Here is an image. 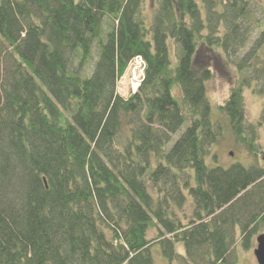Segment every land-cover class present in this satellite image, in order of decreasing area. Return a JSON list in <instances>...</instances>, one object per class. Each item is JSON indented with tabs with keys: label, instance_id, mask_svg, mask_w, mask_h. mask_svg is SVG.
Returning <instances> with one entry per match:
<instances>
[{
	"label": "trees",
	"instance_id": "16d2710c",
	"mask_svg": "<svg viewBox=\"0 0 264 264\" xmlns=\"http://www.w3.org/2000/svg\"><path fill=\"white\" fill-rule=\"evenodd\" d=\"M260 11L0 0V264H236L237 245L248 251L264 227V108L247 124L242 94H264ZM218 50L240 80L212 106L210 65L195 66ZM135 58L143 78L123 97ZM227 135L249 166L207 164Z\"/></svg>",
	"mask_w": 264,
	"mask_h": 264
},
{
	"label": "rangeland",
	"instance_id": "374dc122",
	"mask_svg": "<svg viewBox=\"0 0 264 264\" xmlns=\"http://www.w3.org/2000/svg\"><path fill=\"white\" fill-rule=\"evenodd\" d=\"M251 8L254 14L262 21L263 14L261 13L262 7H264V0H250ZM145 14L149 15L151 12L149 10V3L145 5ZM259 30L255 29L252 35V39L249 42V45L242 50L238 54V56H242L249 49L248 47L251 45L253 39L259 36ZM214 54H209L208 56H203L197 58L195 68L197 70L202 69L207 64L210 65V70L212 75L210 79L205 82L206 87V95L211 102L212 106L220 105L230 94L231 89L237 85L240 80V76L238 75L236 68L231 63V59L225 57L220 51L213 52ZM261 57L264 59V45L260 50ZM142 76V66L140 62H134L128 65L126 71L121 76V80H119L117 84V92L123 97H127L131 95L133 92L137 90L140 85ZM260 85L257 86L259 88ZM243 101H244V111H245V122L247 124H255L259 119L260 113L264 108V94L254 93L251 89L245 88L242 92ZM184 129V126L181 130ZM180 132H177L172 137V141H174ZM258 142L264 145V128H259L257 130ZM172 143V142H171ZM170 143V144H171ZM215 152L217 154V162H212L211 159L207 161V164L210 163L215 166H221L223 168L229 167L233 163H241L244 166H249L253 162V158L251 155H248L240 146L234 143L233 137L230 135L226 136L221 143L215 147ZM258 162L264 166V158L263 156L258 158ZM215 163V164H214ZM175 211L178 212V215L181 217L182 213L187 214V216L191 213L192 207L189 202H186L184 206L179 210L175 208ZM264 233V227H262L261 234ZM153 236V235H151ZM253 246L248 251L243 250L238 245L236 247V255L234 258V262L236 264H257L256 259L254 257V249L256 248V237L253 240ZM178 250L181 252L182 249L179 246ZM235 254V251L234 253ZM163 261H160L161 264ZM174 264H182L180 261Z\"/></svg>",
	"mask_w": 264,
	"mask_h": 264
},
{
	"label": "water",
	"instance_id": "95a60500",
	"mask_svg": "<svg viewBox=\"0 0 264 264\" xmlns=\"http://www.w3.org/2000/svg\"><path fill=\"white\" fill-rule=\"evenodd\" d=\"M253 253L257 264H264V233L256 237V248Z\"/></svg>",
	"mask_w": 264,
	"mask_h": 264
},
{
	"label": "built area",
	"instance_id": "2783aa9c",
	"mask_svg": "<svg viewBox=\"0 0 264 264\" xmlns=\"http://www.w3.org/2000/svg\"><path fill=\"white\" fill-rule=\"evenodd\" d=\"M134 62H140V64H141V66H142V76H141V80H142V78H143V72H144V63H143V61H142V59L141 58H135L131 63L133 64ZM130 63V64H131ZM129 64V65H130Z\"/></svg>",
	"mask_w": 264,
	"mask_h": 264
},
{
	"label": "crops",
	"instance_id": "0c3cea01",
	"mask_svg": "<svg viewBox=\"0 0 264 264\" xmlns=\"http://www.w3.org/2000/svg\"><path fill=\"white\" fill-rule=\"evenodd\" d=\"M235 232H236V234H235V236H236V238H237V244H238V237H239V232H238V227H235ZM239 245V244H238ZM237 245V246H238Z\"/></svg>",
	"mask_w": 264,
	"mask_h": 264
}]
</instances>
